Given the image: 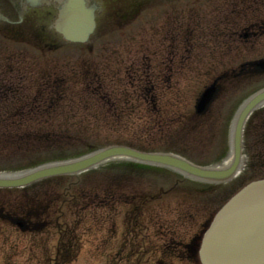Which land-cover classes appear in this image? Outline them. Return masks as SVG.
<instances>
[{"label": "rangeland", "instance_id": "rangeland-1", "mask_svg": "<svg viewBox=\"0 0 264 264\" xmlns=\"http://www.w3.org/2000/svg\"><path fill=\"white\" fill-rule=\"evenodd\" d=\"M104 1L107 5L110 0ZM163 1L164 0H143L142 2L140 0H125L123 1V4L126 2L129 7L134 6L135 4V6L141 5V17L137 19L138 25L136 24L134 28L140 30L143 34L149 33L152 35L150 45L152 44L153 49L158 50L160 53L157 59L158 62H160L159 60L164 59L169 41L176 43L177 39V33L174 32V29L170 31L171 34L169 35H167L166 32L168 27H174V25L166 24L165 27L164 25H161V21L166 16V12L172 13L175 11L180 13L186 72L184 75L185 81L178 78L177 82H187L185 86L188 85V92L184 96L186 102L182 109L186 112V118H191L193 120L190 121L196 123L199 120L193 115V108L196 103L195 100L203 85L208 84V82L211 81V78L220 72L221 69L224 70L221 65L230 66L236 64V62H240L243 58H255L259 55L262 56L263 50L261 48V51H257L258 53H254V50L248 55L247 50L245 51L243 48V50H240V47L237 48L236 44H233L230 51L223 49L226 44L233 43L230 36L234 37L235 42H240V39H238V35L241 32L240 28L246 24V20L237 18V11L240 10L239 8L234 6L222 8L223 6L220 4L223 0H183L182 2L178 0H174V2H171V0H165L166 2L164 3ZM114 8L108 7L107 11L102 15L100 29L102 27H105L106 29L101 32L100 38L96 39L95 37L90 42L91 49L94 50V52L99 50L102 45L105 46L106 49L115 48L120 43H123L126 48L132 46V44H129V32L131 27L126 25L121 28L120 25L112 23L113 18H111V13ZM141 22H146V25H140L139 23ZM225 30L226 35L230 36H224ZM228 30H230V32ZM157 31L161 34H158ZM187 33H194L193 40L188 41ZM213 35H215V38H213ZM240 44L242 45L241 42ZM263 45L264 44L261 46ZM78 48L80 47H73L72 49L74 57L77 55L76 51H78ZM161 51H164V53ZM210 53L211 57L209 56ZM216 58L225 61L228 59V63H219L216 70L207 73V67L210 64H214ZM197 73H199V78ZM238 84L239 83H237V86L233 87L227 85L225 88L226 90L221 94L209 114L205 117L207 122L204 125V130L206 134L210 135V137L206 139H212L213 143L210 148H195L192 142L190 143L191 140H188L189 137L181 135L184 131L182 127L178 125L176 128L167 130V133L161 136L160 139L158 138V140H155L154 149H173L185 154L188 158L200 164H211L212 161L221 154L222 150L229 151L231 139L229 137L231 136L232 131L231 115L244 97H248L249 94L264 86V77H257V79ZM130 95L135 96L132 93H130ZM51 96H37L42 97L44 103L41 105L40 110L37 109L40 120L36 123H32L34 127L39 126L48 128L50 125L57 126L58 124H61L60 122H62V119L61 121L52 120V122H48V119L62 114L61 110H57L60 105L57 102L64 97L67 98V95L56 96L52 102L50 98ZM72 111H75L74 106ZM263 112L264 110L262 113ZM74 114L76 113L74 112ZM43 115L47 117H43ZM223 118H226L227 120L223 122ZM162 121L166 122L163 118ZM210 126L211 130L209 131L208 128ZM62 133H59L58 135L56 134L58 141L61 140L60 136ZM178 133L180 135H178ZM131 134L136 137L139 136V133L137 132ZM252 134L253 131H251L248 136L250 138L249 141L252 140ZM100 135L104 134L102 133ZM81 136V139L83 138L82 142H79V138H77V140H72L71 142L64 138L52 148H41L39 146L41 150L38 152L33 151L32 153V151H28L24 155L19 154L17 151L11 152L9 155L0 151V153L3 154L0 155V171L24 169L26 165L34 163L37 159L44 161L46 158H54L57 155H72L83 146H90V138L85 134H82ZM200 139H202V137ZM137 140L140 142L142 138H137ZM178 176L179 175L174 172L167 171L166 174H159L156 172L148 173L144 177H147L146 184L147 186H150L151 189H168L165 191L167 194L161 200L165 206L174 205L177 201L180 202L185 200L188 203L190 202L182 189L183 180ZM243 177H245V179L248 178L246 176ZM143 183L145 184V182ZM198 183L199 184L196 188L197 191L192 199L198 206L199 216L197 219L199 223V219L200 222H203L208 215L213 213L214 207L223 199L224 194L221 196L216 193L217 190L219 191L222 189L220 185H218V187L210 188L207 186L206 182L198 181ZM233 184L238 185V181H235ZM203 187H205L206 190L202 191ZM121 220L122 216L118 218L119 223ZM120 227V229L123 230L121 223ZM118 232H120V235L122 236L121 230ZM120 235H115L112 239L108 240V238H106L105 230L98 231L94 228H84L83 247L81 252H79L78 256L69 264H108L111 255L116 253V249L119 248V244H121ZM57 240L58 236L53 230L34 236L29 233L25 234L19 229L0 220V264H51L52 259L56 256L55 253L58 246ZM132 260H134V256H131L125 261H120L118 259V261H120L118 264H132ZM173 264L185 263L177 260L174 261Z\"/></svg>", "mask_w": 264, "mask_h": 264}, {"label": "water", "instance_id": "water-1", "mask_svg": "<svg viewBox=\"0 0 264 264\" xmlns=\"http://www.w3.org/2000/svg\"><path fill=\"white\" fill-rule=\"evenodd\" d=\"M31 4L39 0H29ZM60 8L58 28L65 38L84 40L94 29V8L88 0H63ZM264 101V89L252 96L242 107L236 123L235 138L239 145L241 126L246 116L258 103ZM237 148V147H236ZM133 153L147 161H158L185 170L200 179H222L232 175L234 168L226 172L200 168L169 154H145L124 147L103 149L80 159L54 163L15 177H0V186H22L45 176L82 171L93 164L119 152ZM219 176V178H218ZM200 246L203 264H263L264 263V179L254 181L237 194L215 216L210 229Z\"/></svg>", "mask_w": 264, "mask_h": 264}, {"label": "trees", "instance_id": "trees-1", "mask_svg": "<svg viewBox=\"0 0 264 264\" xmlns=\"http://www.w3.org/2000/svg\"><path fill=\"white\" fill-rule=\"evenodd\" d=\"M51 203L47 202L45 208H38L35 206H31L32 209L29 210V208H27V210H24V214L23 215H30V216H34V217H39L42 218V216L46 215V212L48 211V208L50 207ZM3 211V212H2ZM19 208L17 209H13L11 208L10 211H7L8 214L7 216L9 218H11L12 220H17V218L15 216L16 213H19ZM9 213H14V216H11ZM4 210H0V215H3ZM6 216V217H7ZM65 217V216H64ZM26 219V218H25ZM28 222L25 224V227H40V226H46V222L43 221L42 223L37 222L36 224H30V223H34L31 219L27 218L26 219ZM25 222V221H24ZM33 229V228H30ZM196 237V240H191L189 241H180V240H174L171 239L173 241L170 242V244H167L164 246V253L165 255H169V256H176L179 257L180 259H184V260H188L190 263L192 264H199L198 259H196V245L199 243V238ZM74 241L70 242L67 244V248L66 251H68V255L72 254V250L73 248L76 246L74 243ZM180 249H184V250H180ZM180 250V251H179ZM178 251V252H177ZM168 263L170 264V262L168 261ZM157 264H165L163 259H158V263Z\"/></svg>", "mask_w": 264, "mask_h": 264}, {"label": "flooded vegetation", "instance_id": "flooded-vegetation-1", "mask_svg": "<svg viewBox=\"0 0 264 264\" xmlns=\"http://www.w3.org/2000/svg\"><path fill=\"white\" fill-rule=\"evenodd\" d=\"M174 22L177 21L176 17L173 18ZM121 53V51L119 50ZM132 57L134 60V63L139 67L141 70H148L153 67L155 64L153 61L154 58V53L151 49H147L144 51L139 50L138 48L134 50L132 53ZM120 56L119 54H117ZM120 59V57H118ZM173 60H170L169 58L167 61H165L163 64L159 65V67H163L164 71L167 70V74H169L171 77L175 74V67L172 64ZM180 64V63H179ZM67 68H63L60 65V62L56 64L55 68L58 69L56 72L55 76H52L53 80L51 81V84H54L55 86L53 87L56 89L57 92L64 91V89L60 88H66L65 84L69 82L70 76H73V67L72 65L66 64ZM172 97V94L169 95Z\"/></svg>", "mask_w": 264, "mask_h": 264}]
</instances>
